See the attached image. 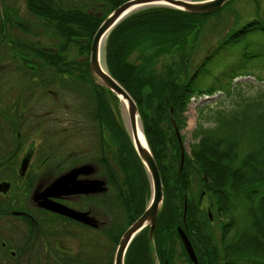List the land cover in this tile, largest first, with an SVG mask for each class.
Instances as JSON below:
<instances>
[{
	"label": "flooded vegetation",
	"instance_id": "obj_1",
	"mask_svg": "<svg viewBox=\"0 0 264 264\" xmlns=\"http://www.w3.org/2000/svg\"><path fill=\"white\" fill-rule=\"evenodd\" d=\"M85 1L0 0V264H114L147 205L126 124L102 112L91 76L94 36L86 34L109 0ZM51 4L78 19V34L57 31L67 23H55ZM171 225L159 217L152 259L126 254L125 264H170L164 243L174 235L184 247L178 226L195 248L188 216ZM129 248H151L149 227Z\"/></svg>",
	"mask_w": 264,
	"mask_h": 264
},
{
	"label": "trees",
	"instance_id": "obj_2",
	"mask_svg": "<svg viewBox=\"0 0 264 264\" xmlns=\"http://www.w3.org/2000/svg\"><path fill=\"white\" fill-rule=\"evenodd\" d=\"M124 1L109 0L106 11L97 17V22L85 34L92 38L102 21ZM49 6L53 9L51 13L55 16V23H67L65 27L62 23L61 29L57 30L61 35L71 38L78 34L79 28L73 26L79 22L77 18L66 20L68 15L58 11L56 4ZM221 10L213 14H190L155 7L135 13L110 34L106 44L107 65L139 106L164 185L162 223L170 229L174 227L169 226L171 221L174 223L177 218L181 222L186 194L189 196L188 231L196 233L194 245L201 264H264V89L242 100L231 110H217L214 125L199 127L195 133L198 141L192 145V155L187 154L181 174L180 146L170 121L173 115L182 129L186 126L182 115L193 97L229 93L236 77L224 82L223 69L216 68L218 61L236 47H242L241 58L247 61L245 51L250 45V37L257 34L264 39V20L248 21L239 28H232L191 70L190 58L199 42L201 21ZM61 14L64 18L59 17ZM166 46L173 54L180 52L183 66L169 65L166 72L158 73L151 69L154 67L153 58L162 55ZM150 49H155L154 55L147 54ZM133 52L137 53L134 61L131 60ZM142 54L145 55L140 59ZM143 63L149 64L143 66ZM182 69L184 75L181 77L176 72ZM145 90L150 91L146 96ZM98 98L104 113L109 107L107 99L101 93ZM143 170L146 174L144 167ZM146 178L150 194L147 174ZM195 182H200L201 186L192 197ZM203 193L210 199L206 207L203 206ZM206 208H214L222 220L218 238L212 226L208 225H212V220ZM241 221L243 227L239 225ZM137 250L128 249L127 256L131 262L152 259L153 248H143L144 253ZM163 251L173 264V251L169 252L167 248ZM188 261L192 264L189 257Z\"/></svg>",
	"mask_w": 264,
	"mask_h": 264
},
{
	"label": "rangeland",
	"instance_id": "obj_3",
	"mask_svg": "<svg viewBox=\"0 0 264 264\" xmlns=\"http://www.w3.org/2000/svg\"><path fill=\"white\" fill-rule=\"evenodd\" d=\"M83 1L86 3L85 0ZM98 12H100V8L99 2L97 1V13ZM256 18L264 20V0H232L216 15L209 19L204 18L201 21V35L199 37V42L196 43L197 47L194 50L196 52L193 53L190 58V69H195L207 51L215 48L218 45V42L232 28H239L246 22ZM150 41L151 40H148L147 42ZM249 42L250 45L248 50L245 51L248 56L247 61L244 58H241V55L244 52L242 47H236L233 50H229L224 57L218 61L216 66L217 69H223L224 82L228 81L231 77H236L234 80V87L230 92H217L211 96L205 95L193 97L187 111L183 113L182 116L186 120V126L180 129L182 136L184 137L186 152L190 156L192 155V145L198 141L195 137V133L201 125L204 127L214 125V113L217 110H231L237 107L242 100L254 96L264 89V39L261 38L260 35L255 34L250 37ZM167 48L168 47L166 46V50L162 52V55L153 58L154 67L151 69L157 70L158 73L166 72L169 65L183 66L180 52L173 54L174 52L168 51ZM149 51L150 52H147L148 55H154L155 49H150ZM144 55L145 54H142L140 59ZM131 56L132 61L137 60L136 52H133ZM138 62L142 63L141 61ZM147 64L149 63H143V66H146ZM178 72L181 74V77L184 75V69L177 71L176 74ZM100 91L101 96L106 97L109 105L107 109L111 110L112 115L122 119L123 122L126 121L121 102L116 99L111 92L106 90ZM144 92L145 96L150 93L148 90H145ZM200 186V182H195L192 197L196 196ZM208 199L209 195L205 194L203 204L207 205ZM209 210H211L213 219L212 225H208L212 226L211 228L214 230L218 238L221 232L222 220L220 217H217L214 208H206L207 213ZM239 225L240 227H243V221H241ZM165 242L164 246H167L166 248L169 249V252L173 251L174 253L175 259L173 264H188V254L178 237L173 235L172 237L167 238ZM99 250H101V248H97L98 252ZM170 264H172L171 261Z\"/></svg>",
	"mask_w": 264,
	"mask_h": 264
},
{
	"label": "water",
	"instance_id": "obj_4",
	"mask_svg": "<svg viewBox=\"0 0 264 264\" xmlns=\"http://www.w3.org/2000/svg\"><path fill=\"white\" fill-rule=\"evenodd\" d=\"M230 0H127L109 13L98 27L92 43L90 55V70L94 83L103 90L114 94L127 113L126 128L139 159L148 175L150 183V198L144 212L124 232L114 255V264H125L127 251L135 237L146 227H149V241L155 252L154 231L163 209L165 193L160 169L147 139L144 123L137 101L131 93L110 72L106 58V44L112 31L125 19L140 11L155 7L177 9L190 14H213L221 10ZM173 110V107H171ZM124 110V109H123ZM125 113V111H124ZM126 118V116H125ZM170 121L180 146L181 174L186 162V148L181 129L173 115ZM140 127L143 129L141 132ZM102 189V188H101ZM205 193H203L204 195ZM189 207L188 196L184 194V221L186 222ZM208 215L212 220V213ZM178 235L188 253L192 264H201L197 252L181 227H177Z\"/></svg>",
	"mask_w": 264,
	"mask_h": 264
},
{
	"label": "bare ground",
	"instance_id": "obj_5",
	"mask_svg": "<svg viewBox=\"0 0 264 264\" xmlns=\"http://www.w3.org/2000/svg\"><path fill=\"white\" fill-rule=\"evenodd\" d=\"M123 109H124V111H125L126 121L128 122V118H127L126 110H125V108H123ZM140 129H141V132L143 133V129H142V127H140Z\"/></svg>",
	"mask_w": 264,
	"mask_h": 264
}]
</instances>
